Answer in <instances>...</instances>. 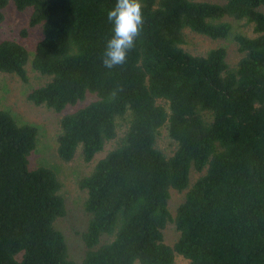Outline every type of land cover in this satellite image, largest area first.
Segmentation results:
<instances>
[{
	"label": "trees",
	"instance_id": "16d2710c",
	"mask_svg": "<svg viewBox=\"0 0 264 264\" xmlns=\"http://www.w3.org/2000/svg\"><path fill=\"white\" fill-rule=\"evenodd\" d=\"M140 2V35L126 62L109 69L107 12L116 0H0V11L32 9L29 27L42 26L32 67L51 81L30 102L61 113L97 96L61 119L62 161L82 147L91 162L117 138V120L132 116L123 144L80 182L91 215L82 264H175V254L189 264H264V0ZM224 18L254 26L255 36L235 37L244 54L236 68L225 48L197 56L181 47L185 29L225 39ZM29 59L18 42L0 43V73L28 83ZM165 125L179 145L171 158L155 146ZM37 136L0 109V264H78L55 228L66 215L57 174L29 168ZM192 167L205 174L172 218L171 190L190 187ZM169 221L180 232L174 246L164 240ZM105 235L114 239L102 244Z\"/></svg>",
	"mask_w": 264,
	"mask_h": 264
},
{
	"label": "rangeland",
	"instance_id": "374dc122",
	"mask_svg": "<svg viewBox=\"0 0 264 264\" xmlns=\"http://www.w3.org/2000/svg\"><path fill=\"white\" fill-rule=\"evenodd\" d=\"M199 1L224 4L227 0ZM260 10L264 12V7ZM32 13V9L19 12L14 3H10L0 11V16H2L0 43L8 40L16 41L25 46L30 53V59L26 65L28 83L23 82L16 74L0 73V109L9 111L17 124L31 125L38 129L36 149L29 157V168L34 170L46 167L57 174L61 183L60 195L66 203V215L55 223V228L65 236L70 259L82 264L88 251L83 240V234L88 230L91 215L85 209L88 191L81 189L80 182L92 174L101 159L123 144L132 116L128 112L124 118L117 120V138L106 142L104 150L97 154L91 162L84 160L82 147H79L72 161L64 162L60 159L57 149L58 138L62 131L61 119L95 101L97 96L89 93L84 101L66 107L61 113L54 112L46 106H36L28 100V94L32 90L45 86L51 81V77L40 74L32 67L36 47L43 35L41 25L29 27ZM219 22H227L231 25V31L225 39L213 40L190 29H185V44L181 47L197 56H206L213 49L225 48L229 67L236 68L244 54L240 52L235 37L237 34L255 36L254 26L245 20L239 21L232 18H224ZM24 30L28 32L27 37H22ZM159 103L164 104L163 102ZM155 146L166 158H171L178 150L179 145L172 139L168 125L163 126L158 131ZM203 174L205 171L199 173L192 167L190 170V187L184 191L171 190L168 207L172 218L176 217L177 211L185 202L189 190ZM163 233L165 243L170 246H174L180 238V232L173 221L167 223ZM113 239V236L105 235L102 237V244L110 243ZM175 264H189V261L175 254Z\"/></svg>",
	"mask_w": 264,
	"mask_h": 264
},
{
	"label": "clouds",
	"instance_id": "9594fccd",
	"mask_svg": "<svg viewBox=\"0 0 264 264\" xmlns=\"http://www.w3.org/2000/svg\"><path fill=\"white\" fill-rule=\"evenodd\" d=\"M107 20L113 25L112 38L107 42L103 64L106 68L123 65L128 52L134 47L143 24L140 0H116L107 12Z\"/></svg>",
	"mask_w": 264,
	"mask_h": 264
}]
</instances>
